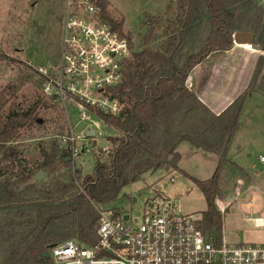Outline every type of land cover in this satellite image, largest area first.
Masks as SVG:
<instances>
[{"label": "trees", "instance_id": "16d2710c", "mask_svg": "<svg viewBox=\"0 0 264 264\" xmlns=\"http://www.w3.org/2000/svg\"><path fill=\"white\" fill-rule=\"evenodd\" d=\"M98 5L103 17L127 40L131 55L124 60L122 81L107 90L121 104V113L113 116L96 107L87 108L119 135L108 138L112 150L104 160L96 157L92 174L85 176L67 160L70 150L58 141L51 142L50 151L39 143V152L28 158L17 142L22 129L38 120L42 101L5 114L8 97L15 90L13 85L6 86L0 93V264H48L43 253L54 245L69 239L93 243L98 209L111 206L123 188L141 181L145 174L178 169L170 157L182 142L219 157L210 179L191 177L208 205L200 227L218 243L223 220L216 200L223 196L222 173L230 169L248 177L228 153L241 128L246 100L257 93L254 83L264 58L252 79L253 89L218 115L186 82L212 53L230 50L236 32L260 36L264 5L257 0H178L179 13L162 31L163 42L155 45L161 19L150 17L140 25L145 33L137 48L124 31V20L110 14V2L98 0ZM203 26L208 32L200 42L197 35ZM38 75L45 81L43 73L38 71ZM40 170L46 178L38 181L35 177Z\"/></svg>", "mask_w": 264, "mask_h": 264}, {"label": "rangeland", "instance_id": "374dc122", "mask_svg": "<svg viewBox=\"0 0 264 264\" xmlns=\"http://www.w3.org/2000/svg\"><path fill=\"white\" fill-rule=\"evenodd\" d=\"M68 0H0V93L8 85L15 87L14 96L8 97V104L4 109L5 114L15 109H28L39 99L42 103L37 110L38 120L32 125L22 129L20 143L28 158L39 152V143L50 151L53 141L61 142V138L67 136L70 126L74 128V134L81 133L94 124V118L86 120L79 114L78 107L73 100L64 105L43 96V79L38 75L50 73L57 69L61 63V52L64 37V15ZM109 12L114 18L124 20V31L132 37L135 48L140 44V25L148 18H160V27L157 29L159 38L155 45L163 42L162 31L173 24L179 13L178 0H108ZM264 5V0H257ZM208 29L203 26L199 29L197 38L204 42ZM141 33V35H139ZM245 60L251 58L254 77L261 58L244 52ZM220 54L216 55L219 58ZM234 58V57H232ZM243 59V58H242ZM258 62V64H257ZM257 64V65H256ZM248 64L241 70L239 79L241 86H246L242 95L253 89L250 84L245 85V78L249 73ZM264 69V63L261 71ZM237 69L233 70V73ZM247 72V73H246ZM261 72L258 79L261 77ZM242 74V75H241ZM224 75V72H223ZM249 75V74H248ZM197 74L195 78L197 79ZM253 79V78H252ZM257 79V80H258ZM255 84V90L251 99L246 100L241 117V128L235 136L228 157L234 162L250 166L249 170L255 177V181H248L243 175L228 169L222 173L221 189L224 195L222 199L228 211L222 215L223 233L222 240L232 245H262L264 244V227L247 228L240 226L246 217H264V166L254 164L260 154H264V99L258 93L262 92L260 84ZM12 95V94H10ZM259 97V98H258ZM263 99V100H262ZM67 110V112H66ZM93 117V116H92ZM119 132L100 123L97 129L95 141H78L79 146H89L92 154H86L76 159L74 169L82 172V176L92 174L96 157L102 160L107 158L113 146L108 142L109 137L117 136ZM81 137V136H80ZM59 143V144H60ZM95 143V145H94ZM63 144V143H62ZM61 144V145H62ZM64 146V145H63ZM177 166L180 169L166 171L164 169L155 173H147L141 181L123 188L116 202L108 206V209H117L129 213L133 218L142 215L143 210L154 201L171 203V207L181 215H197L202 218L203 212L208 209L205 195L192 178L206 181L212 177L218 164V156L206 153L203 150L193 148L189 143L182 142L176 152ZM236 153V158L234 157ZM239 154V156H237ZM252 154V157L247 155ZM252 164L254 166L252 167ZM42 171V170H40ZM39 171V172H40ZM186 172V174H185ZM43 180L46 178L45 173ZM245 179L246 185L239 195L236 193L237 181ZM253 181V182H252ZM252 184H251V183ZM256 198L254 207L248 203ZM133 199H136L134 201Z\"/></svg>", "mask_w": 264, "mask_h": 264}, {"label": "built area", "instance_id": "2783aa9c", "mask_svg": "<svg viewBox=\"0 0 264 264\" xmlns=\"http://www.w3.org/2000/svg\"><path fill=\"white\" fill-rule=\"evenodd\" d=\"M130 55L127 40L103 17L98 0H68L61 63L55 71L43 73L42 92L64 105L75 101L82 118L95 120L81 137L70 126L69 134L61 138L73 163L93 152L77 142L95 141L100 128L101 121L87 106L113 116L121 113V104L107 90L122 81L124 60ZM89 128L95 130L94 138L86 136ZM259 159L264 163V157ZM216 206L221 215L226 213L222 200L217 199ZM98 214L95 241L69 239L54 245L47 252L48 264H264V244L218 243L202 231L201 217L181 215L171 203L156 200L136 218L107 207H100ZM254 225L264 227V219H256Z\"/></svg>", "mask_w": 264, "mask_h": 264}, {"label": "crops", "instance_id": "0c3cea01", "mask_svg": "<svg viewBox=\"0 0 264 264\" xmlns=\"http://www.w3.org/2000/svg\"><path fill=\"white\" fill-rule=\"evenodd\" d=\"M241 52L247 53L249 55L251 54L252 56L256 55V57L263 56L262 53L264 52V31L260 36H255L253 45L235 44L233 40V47L230 50L217 51V52L212 53L204 62L200 63L192 70L191 74L189 75L187 79V82H186L187 87L192 92H194L198 96V98L203 103H205L217 115L223 112L235 99H237L244 92V89L246 88V86L245 87H243V85L241 86L242 84L241 81L244 80V77H241V79H239L238 72H239V68L241 70L243 67H245L246 64H248V61L250 64V66L247 67V71L249 70V73H248L249 75L247 74L245 78V85L250 84V82L252 81V78H253L252 73L254 72V69L256 68V66L253 67V63H251V58L249 60H245L246 57L244 56V54H242L241 58H239L238 56H239V53ZM217 54H220L219 58H216ZM235 69H237V72L233 73V70ZM223 72H224V75H223ZM261 72L263 73L261 74V77L257 80V84H260L262 92L258 93V95L264 99V69ZM195 74L198 75L197 79L195 78ZM251 98L252 96L249 99ZM237 156H239V154H237ZM234 157L236 158V153ZM247 157L248 158L252 157V154L247 155ZM260 157H264V154H260L257 157L254 164H260L261 166H264V163L260 162V159H259ZM170 160L174 165H176L178 161L177 154L175 153L174 155H172L170 157ZM218 163H219V160H218ZM237 164L240 167L244 168V170L247 172L248 177H245V178H247L248 181H251V177H253L252 180L255 181L253 184H255V186L258 185V183L255 180V177L252 176L250 173V170H249L250 166L245 167L244 165L239 164L238 162ZM254 164H252V167L254 166ZM177 168L183 171L179 166H177ZM216 168H215V171H216ZM237 182L238 183H237L236 193H238L239 191V194H240L241 189L246 185L245 179L243 180L240 179V181H237ZM223 195L225 197V192ZM252 201L254 202L252 203ZM256 203H257V200L254 197L248 203V206L254 207ZM227 211H228V208H227ZM260 218L264 219V217H246L243 219V222L239 225L247 227V228H261V227H255L254 225V221Z\"/></svg>", "mask_w": 264, "mask_h": 264}, {"label": "water", "instance_id": "95a60500", "mask_svg": "<svg viewBox=\"0 0 264 264\" xmlns=\"http://www.w3.org/2000/svg\"><path fill=\"white\" fill-rule=\"evenodd\" d=\"M254 39H255V34L252 32H236L233 36L234 43L240 45H253ZM38 122H40V120H38ZM86 136L88 138H94L96 136L95 130L93 128H89V130L86 132ZM67 160H70V158H68ZM166 171H168V169H166ZM43 178H44L43 171H40L35 177V179L38 181L43 180ZM133 200L136 201V199ZM124 219L127 220L128 215H125ZM43 256L45 258L49 257L48 253H43Z\"/></svg>", "mask_w": 264, "mask_h": 264}]
</instances>
